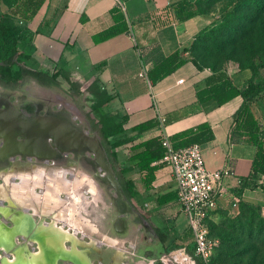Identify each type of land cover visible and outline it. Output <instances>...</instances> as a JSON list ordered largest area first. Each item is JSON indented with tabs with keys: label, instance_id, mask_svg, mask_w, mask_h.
<instances>
[{
	"label": "crops",
	"instance_id": "1",
	"mask_svg": "<svg viewBox=\"0 0 264 264\" xmlns=\"http://www.w3.org/2000/svg\"><path fill=\"white\" fill-rule=\"evenodd\" d=\"M31 1L36 0H22L16 11L18 17L24 13V4L27 6ZM38 1L35 11L21 21L28 31V42L34 49L32 65L49 71L55 64L64 66L82 92L94 82L86 92L90 108L95 102L102 104V114L122 122L123 132L117 138H133L116 150L114 177L109 173L112 182L114 179L118 181L120 170L128 166L126 160L133 144L164 136L171 141L175 134L206 124L212 138L199 144L204 165L210 171L226 172L220 180L221 192L216 206L208 214V225L221 221L224 215L239 212L242 205H264L260 176H252L251 168L257 148L245 136L233 131V117L243 99L237 96L222 105L212 100L205 103L197 101V90L204 88L209 79L228 78L238 87L248 79L243 82L240 75L233 79L226 72L219 70L215 73L193 63L189 48L197 34L211 24L209 16L195 11L197 0ZM179 5L182 8H178ZM111 27H117L119 31L107 39H100L101 34ZM175 52L179 53L183 63L152 83L147 76L148 71L161 58ZM179 80H182L181 83H178ZM97 94L100 97L98 102ZM108 96L110 101L103 103ZM93 114L97 117L93 122L97 123L99 116ZM146 121H154L156 125L141 133L132 131L135 125ZM157 163L159 167L154 170L148 189L143 185V173L138 168L124 174V177L133 180L137 194L133 198L125 194L121 197L122 215L118 212L113 222L116 220L117 234L123 235L130 230L136 239L129 241L125 249L115 250L113 264H121L126 259L135 260L137 264L161 263L164 261L161 257L175 244L187 252L193 249L187 217L176 200L171 169L161 160ZM28 172L24 167L15 172L0 170V177L5 181L0 184L1 203L11 199L18 206L26 207L34 216H39V211L48 219L54 215L68 231L86 235L84 228L87 229L90 224L78 208L85 199L100 202L99 191L90 179L74 169L72 173H67L68 178L62 173L64 169L61 174L43 172V177L38 173L40 180L34 178L35 172ZM11 176H19L26 184L12 182ZM46 176H49L46 181L54 179L51 181L56 191L58 188L65 189L61 191L64 198L59 204H49L41 209L35 203L45 198L42 193L47 186L44 185L35 194L30 186L35 180L41 183ZM113 186H117H110L114 192L112 199L116 200L118 193ZM237 194L240 202L233 208L232 200ZM58 195L55 194L60 198ZM167 195L173 196L172 199L159 204V199ZM9 206L0 204L7 209H10ZM119 221L123 222L120 226L117 224ZM91 227L100 233L99 238L103 237V240H96L88 232L94 250L99 251L103 241L113 240L96 225Z\"/></svg>",
	"mask_w": 264,
	"mask_h": 264
},
{
	"label": "rangeland",
	"instance_id": "2",
	"mask_svg": "<svg viewBox=\"0 0 264 264\" xmlns=\"http://www.w3.org/2000/svg\"><path fill=\"white\" fill-rule=\"evenodd\" d=\"M17 2L18 0H0V19L4 14H9L16 24L22 26L20 18L13 16ZM195 11L209 16L211 24L205 32L197 37L189 56L202 68L210 71L221 70L233 79L240 75L239 78L243 82L252 76L253 83L259 84L258 93L248 103V106L259 128V137L264 142V0H197ZM3 53L4 44L0 43V58ZM71 79L73 80V78ZM59 81L61 85L57 88L43 87L30 80L22 81L15 89H5L0 86V100H6L15 108H20L24 103L32 104L34 107L39 106V115L48 113L68 115L75 125L81 126L83 130H88L89 135L92 136L93 133L90 132L87 119L95 120L97 117L91 111L87 90L76 95L75 90L70 88L66 82L61 78ZM96 138L99 140L97 136ZM14 157L15 159L22 158L19 155ZM32 160L36 166H39L36 167L35 179L40 180L38 173L40 174V169L46 165L53 169L61 166L65 170L62 172L65 178H68L69 174L67 173H72V169H74L80 175L84 173L85 177L95 185L100 194V202L93 203L90 199H85L78 208L79 213L86 217L90 224V227L84 228V230L87 234L91 232L96 240H103V237L99 238L101 235L96 231V228L91 227L96 225L101 231L112 236L113 240L103 241L99 246V251H96L90 244L91 239L87 234L82 236L79 233L76 236L83 244L80 247H84L93 264H99L97 260L99 258H102L104 264H112L111 259L115 250L117 248L125 249L127 243L136 239V236L130 230L125 231L123 235L117 234L113 227L115 223L113 217H117L118 213L112 201L114 192L110 188L109 182L102 183L96 178V166L89 162L94 161L93 155L68 152L66 155L60 154L58 157L49 159L47 163L35 157ZM69 160L73 162V166H66ZM105 160L111 169L110 175L114 177L115 165L111 166L106 156ZM112 162L116 164V161L112 160ZM8 164L7 161H0V170L7 167ZM41 174L44 176V173ZM104 174V170L98 171V176L103 177ZM11 177L12 182L25 185L19 176L18 179L14 176ZM48 177L43 178L41 183L35 180L31 184L33 193H39L40 188L45 185L50 193L59 194L60 198H57L63 201L64 195L61 194V191L65 189L58 188L57 193L55 184L53 181L51 182L54 179L51 178L50 182L46 181ZM3 179L0 177V184L5 182ZM259 180H261L259 184L264 188V177L260 176ZM2 204L3 206L10 205L8 201ZM34 217L36 220L40 218ZM0 222H4L7 226L12 225L11 221H6L4 214H0ZM209 228L211 233L219 238V245L208 264H264V205L258 209H249L247 214L242 217L237 211L224 215L221 217V221L211 223ZM15 241L16 243L24 242L21 236H17ZM66 246L69 247V244L66 243ZM176 246L178 245L169 247L165 256L161 257L164 260L161 261L162 264H171L169 253L178 248ZM34 247L36 248L35 244H28V249L33 251ZM0 251V256L4 255V250ZM175 256L177 259L180 258L177 254ZM135 263V260L127 261L126 259V262L121 264ZM143 264H150V262Z\"/></svg>",
	"mask_w": 264,
	"mask_h": 264
},
{
	"label": "trees",
	"instance_id": "3",
	"mask_svg": "<svg viewBox=\"0 0 264 264\" xmlns=\"http://www.w3.org/2000/svg\"><path fill=\"white\" fill-rule=\"evenodd\" d=\"M21 2L22 0H18L13 16H17L16 11ZM38 5V0L29 2L27 6L24 4L25 9L23 15L19 17L20 20L22 21L31 15ZM180 7L182 8L181 5L178 6V8ZM26 12L29 14L27 15ZM206 30L207 28L199 32L193 43L196 41L197 37ZM118 31L119 30L117 27H111L101 34L100 39H107L115 35ZM28 39L29 35L26 27L24 25L19 26L14 22L12 16L9 14H4L0 19V43L4 44V53L0 58V86L5 89H15L22 81L30 80L43 87L57 88L61 85L59 81L61 78L69 85L70 88L75 90L76 95H79L80 92H82L80 85L71 79L70 72L67 71L64 66L55 64L52 70L49 71L39 70L32 65L31 59L33 58L34 49L29 44ZM192 45L189 48V51L191 50ZM182 63L183 60L179 53L175 52L157 61L153 68L148 71L147 76L149 80L154 83L155 81L173 72ZM193 63L197 66L199 65L194 59ZM199 67L202 68L200 65ZM211 71L216 73L219 70ZM93 85L94 82L88 87L87 90H90L91 86ZM259 88V84L253 83L252 76H250L241 87L234 85L228 78H221L219 80H215L213 78L212 80L209 79L207 81V84L204 88L197 90L196 96L199 103H205L212 100L218 105H222L237 96H240L243 99L241 106L233 117V131L241 136H245L248 141L256 146L257 151L251 165L252 176L264 177V142L259 137V128L248 106V103L253 98H255ZM99 99L100 97L97 94V102ZM109 101L110 97L108 96L103 103H108ZM101 106L102 104H96V102L93 106H91L92 113L98 114L99 121L94 123L92 119L87 120L90 132L99 138L104 152L112 163V160L116 161V150L123 144L131 141L133 138L126 137L123 139H118V135L123 132L122 122H116L113 118L102 114L100 110ZM28 108L30 109L29 113L31 114L33 111V106L28 104ZM155 125L156 123L154 121L142 122L135 125L132 128V131L141 133L153 128ZM211 138L212 133L209 127L206 124H203L175 134L171 138V143L174 148H179L192 144L199 145L210 140ZM164 154L165 148L161 144L160 137H153L148 140L133 144L130 147V152L126 160L128 166L121 169L119 173L120 175L117 177V180L126 196L133 198L136 196L137 191L133 180L124 177V174L131 171L133 168H138L140 172L143 173V185L146 189H148L153 180V172L159 167L157 162L163 158ZM240 182H242V180H240ZM237 196L239 197L238 194ZM172 197L173 196L171 195L163 196L158 202L159 204L164 203L172 199ZM258 208L259 206L242 205L239 210V216L242 217L246 215L249 209ZM206 224L209 230V236L217 239L219 245V238L211 233L209 228L210 224L208 225L207 220ZM215 249L213 250V253ZM188 253L192 255L193 249L188 251ZM196 264H201V262L196 260Z\"/></svg>",
	"mask_w": 264,
	"mask_h": 264
},
{
	"label": "bare ground",
	"instance_id": "4",
	"mask_svg": "<svg viewBox=\"0 0 264 264\" xmlns=\"http://www.w3.org/2000/svg\"><path fill=\"white\" fill-rule=\"evenodd\" d=\"M7 104L10 106V108L7 109L9 106L6 105V110L3 111V113H1L2 115L0 116V145L4 144L0 147V158L5 157L6 154H10L12 156L19 154L23 157L34 156L40 159H51L48 156H41L38 154V151H35V148L37 149L39 146L37 144L40 142L43 144V148L47 152H52V150L56 147L61 152L65 153V151L72 150L77 147L74 145L72 138L68 137L69 135L66 131V128L68 127L66 125L62 123L27 124L18 115L13 113L11 104L8 102ZM78 128L85 133L86 130H83L81 126H78ZM62 143L67 147L62 149ZM10 160H13L12 164H16L18 162V159L16 160L15 158H10ZM8 175L9 174H7V176ZM4 188L6 190L5 185ZM116 189L119 197L120 194L118 188L116 187ZM0 192L2 191L0 190ZM1 194L2 193H0V195ZM43 194L45 198H43L39 203H35L37 208L44 209V207L49 204L55 205L60 203V200L55 196L56 193H50L47 187H45V189L43 188L42 195ZM9 200L12 202V215L23 211L26 216L24 220H26L30 225V230L25 236L19 235L24 240L21 246L12 247L10 243H4V241L9 238L7 237L8 235L4 229H1L0 227V233H4L0 236V249L4 250V255L0 256V264H56L58 260H65L69 264H93V262L89 259L87 251L84 249V247H80L81 245L83 246V244H81L79 238L76 237L75 232L65 229L61 224L58 223V220L54 215H52L50 219L45 220V214L39 211L38 213L40 219L36 221L33 219V213L26 207H20L11 199ZM120 203L123 204L122 202ZM0 212H2L4 215L7 214V212L6 214L4 213L3 207H0ZM14 219L15 222L21 221L17 218ZM122 223V221H119L118 225L120 226ZM14 228L16 229V227ZM8 233L12 235V232ZM29 243L37 245L36 251L28 252L26 250V245ZM66 243L69 244V247L66 246ZM10 251H13V256L10 255Z\"/></svg>",
	"mask_w": 264,
	"mask_h": 264
},
{
	"label": "built area",
	"instance_id": "5",
	"mask_svg": "<svg viewBox=\"0 0 264 264\" xmlns=\"http://www.w3.org/2000/svg\"><path fill=\"white\" fill-rule=\"evenodd\" d=\"M143 76V73L140 74ZM179 80L178 83H181ZM162 121V119H161ZM165 154L161 161L169 166L176 186V200L185 213L193 238V254L180 248L172 250L171 264H208L218 241L209 236L206 220L215 208L220 195V180L225 170H208L198 144L174 148L167 137H161ZM239 202L238 196L232 200V207ZM174 254V255H173ZM175 254L180 257L176 258Z\"/></svg>",
	"mask_w": 264,
	"mask_h": 264
},
{
	"label": "flooded vegetation",
	"instance_id": "6",
	"mask_svg": "<svg viewBox=\"0 0 264 264\" xmlns=\"http://www.w3.org/2000/svg\"><path fill=\"white\" fill-rule=\"evenodd\" d=\"M9 103V102H8ZM0 104H1V106H0V110H4L5 109V107H6V105L7 106H9L8 104H7V101L6 100H0ZM32 105V104H31ZM33 106V111H32V113L30 114L29 113V111H30V109L28 108V103H24L20 108H16L17 110H19L20 112H23V113H25V114H29V115H35V114H38V110H39V106H37V107H34V105H32ZM14 107V106H13ZM10 108V106L9 107H7V109H9ZM100 142V141H99ZM65 144V143H64ZM2 145H4V144H2ZM2 145H0V147L2 146ZM37 145H39L38 147H37V149L35 148V151H38V154H40L41 156H48V157H50L51 159H53V158H55V157H58L60 154H64L63 152H61L58 148H54L53 150H52V152H47L46 150H44V148H43V144L40 142L39 144H37ZM67 146H65V145H63V143H62V149H64V148H66ZM40 152V153H39ZM10 154H6V156L5 157H3V158H0V161H7L9 164H8V166L7 167H4V168H2L1 170H4V171H7V172H10V170L11 171H13V172H15V171H18L19 169H21V168H26V169H33L34 170V168H36V167H39L38 165L36 166V163L32 160V158L34 157H24V158H21V159H18V162L15 164V163H13L12 164V162H13V160H10V159H8V156H9ZM105 156L107 157V155H106V153L104 152V157L102 156V154H101V157L99 156V159L98 160H95V158H94V161H89L90 162V164H92V163H94V165L96 166V171H97V166H99V167H102L103 168V170L105 171V173H106V175L102 178V177H100V176H98V174H96L95 176H96V178L98 179V180H100L102 183H105V182H109V184L110 185H115V183L114 182H112V179L110 178V176H109V173H110V171L109 170H111L110 169V167L108 166V164L106 163V160H105ZM94 157V156H93ZM107 159L109 160V158L107 157ZM17 160V159H16ZM42 160H44V162L45 163H47L48 162V160L47 159H42ZM109 163L111 164V166H112V164H113V162L111 163V161L109 160ZM46 166H48V165H46ZM114 166V165H113ZM55 169V168H54ZM8 174V173H7ZM53 174V173H52ZM47 180L49 179V178H46ZM39 182V181H38ZM40 183V182H39ZM117 183H118V186H119V191L121 192V197H123V195H124V192H123V190H122V188H121V186H120V184H119V182L117 181ZM120 196L119 197H117V199L115 200V198H114V200H113V203L115 204V207L117 208V210H118V212L120 213L121 212V209L123 208V206H122V204L120 203V202H122L121 200H122V198H121ZM10 202V201H9ZM12 203V202H11ZM10 203V204H11ZM0 204H2L1 203V201H0ZM10 207V209H7L6 207H3V211H4V213L6 214V212H7V214L6 215H4V217H5V219H6V221H11V224L13 225V227H12V225H9V226H7V225H5V223L3 222H0V227H1V229H4V231L6 232V234L8 235L7 237L9 238V239H6L5 241H4V243H6V244H11L12 245V247H15V246H21L22 245V243H16V237L17 236H19V235H23V236H25L26 234H28V232H29V230H30V225L27 223V221L26 220H24L25 218H26V216H25V213L23 212V211H21V212H19V213H15L14 215H12V204H11V206H9ZM11 211V213H9ZM0 214H3L2 212H0ZM33 216H34V214H33ZM35 216H37V217H39L38 215H35ZM14 218H17V219H19V220H21V221H17V222H15V219ZM33 219L34 220H36L35 219V217H33ZM40 219V218H39ZM46 219H48V218H46ZM36 221H38V220H36ZM115 223H116V220H115ZM115 223H114V228H115ZM60 224V223H59ZM118 224V223H117ZM116 224V225H117ZM3 227H7V228H3ZM14 227H16V229L14 228ZM115 230H116V228H115ZM117 231V230H116ZM8 232H12V235H10ZM2 234H4V233H0V236L2 235ZM36 248H37V245H36ZM36 248L34 247V250L32 251L31 249H28V245H26V250L28 251V252H34V251H36ZM0 250H2V249H0ZM1 252V251H0ZM3 252V251H2ZM11 253H10V255L11 256H13V251H10ZM3 256V255H2ZM89 257V256H88ZM12 258V257H11ZM59 259V258H58ZM90 259V258H89ZM91 260V259H90ZM98 260V262H99V264H104L103 262H102V258H99V259H97ZM111 260H113V259H111ZM57 261V260H56ZM61 262H63L64 264H69L67 261H65V260H58L57 262H56V264L58 263V264H60ZM111 264V263H110ZM112 264H113V261H112Z\"/></svg>",
	"mask_w": 264,
	"mask_h": 264
},
{
	"label": "water",
	"instance_id": "7",
	"mask_svg": "<svg viewBox=\"0 0 264 264\" xmlns=\"http://www.w3.org/2000/svg\"><path fill=\"white\" fill-rule=\"evenodd\" d=\"M11 109L13 110V113H15L16 115H18L23 121H25L27 124H33V123H38V124H51V123H62L64 125H66L68 128H66V131L68 132V137L72 138V141L74 142V145L77 146L76 148L72 149V150H67L65 151L64 155H66L68 152H77V153H86V154H92L95 158V160L99 159V156L104 157V150L101 147V144L99 142V140L96 138L95 135H89V131L86 130L85 133L82 132L78 126L79 125H75L72 122V118L69 117L68 115H62L60 113H48L45 115H39V114H35V115H29V114H25L23 112H20L19 110H17L15 107H13L11 105ZM6 110V107L4 110H0V116L2 115L1 113H3V111ZM2 111V112H1ZM68 116V117H67ZM20 138V137H19ZM19 155V154H17ZM20 157L24 158L22 155H19ZM15 158L12 155H9V159ZM37 159H40L38 157H35ZM42 160V159H40ZM16 161V160H15ZM44 161V160H43ZM73 162L71 160L67 161L66 166H73ZM42 169V170H41ZM40 172H46L48 175L52 174V173H60L62 172V167H58L56 170L53 168H50L48 166L41 168ZM97 170H103L102 167L97 166ZM36 172L37 168H34V170L29 169V172ZM110 171V170H109ZM114 182L118 188L119 191V186L117 181L114 179ZM40 188V186H38ZM114 187V186H113ZM115 192L117 191V189L114 187ZM119 194L121 196V192L119 191ZM120 215H122V213H120Z\"/></svg>",
	"mask_w": 264,
	"mask_h": 264
}]
</instances>
